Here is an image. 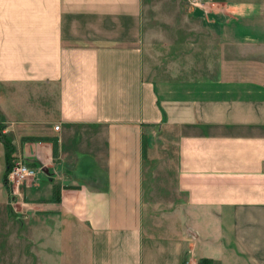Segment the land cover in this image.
Segmentation results:
<instances>
[{"label":"crops","instance_id":"0c3cea01","mask_svg":"<svg viewBox=\"0 0 264 264\" xmlns=\"http://www.w3.org/2000/svg\"><path fill=\"white\" fill-rule=\"evenodd\" d=\"M196 1L177 25L154 0H0V264L19 214L21 264L67 242L69 264H264V0ZM4 137L36 169L13 197Z\"/></svg>","mask_w":264,"mask_h":264},{"label":"rangeland","instance_id":"374dc122","mask_svg":"<svg viewBox=\"0 0 264 264\" xmlns=\"http://www.w3.org/2000/svg\"><path fill=\"white\" fill-rule=\"evenodd\" d=\"M155 7L150 11V13H146V18H149L151 21H157L155 19H166L170 20L172 23H178L183 20V18H191L189 12L190 10L187 8V0H154ZM193 15V14H192ZM194 16V15H193ZM195 18V17H194ZM169 23V22H168ZM173 25H170L169 28L172 29ZM177 27V26H175ZM145 148L147 147V142H145ZM148 156L145 155V166L147 172V179L149 187L153 190V195L155 198H163L168 195V192L164 191L166 188L165 185H170L172 178V164L171 162L174 159V148L173 146L165 145V141L159 139L157 136H154L150 145H149ZM8 186L9 192L11 196L16 193L14 186ZM168 197V196H167ZM23 215V214H22ZM17 221L15 225L13 224V230L9 235V249L3 248V253H5L3 257L2 264H8V257L12 254L15 258V264H21V257L24 254L25 250L28 249V238L29 236H33L35 238L38 237L39 233L28 234L25 233L26 229L23 226V221H27L28 219L25 217H21V215H17ZM21 221V222H20ZM34 245V242H33ZM65 249H63L62 259L64 263L69 264L70 262H75L77 250H75V245L71 242H67L64 245ZM2 251V250H1ZM81 250H78V253ZM25 254H30V250L25 252ZM74 256V257H73ZM31 259V257H30Z\"/></svg>","mask_w":264,"mask_h":264},{"label":"built area","instance_id":"2783aa9c","mask_svg":"<svg viewBox=\"0 0 264 264\" xmlns=\"http://www.w3.org/2000/svg\"><path fill=\"white\" fill-rule=\"evenodd\" d=\"M192 4H196V0H189ZM55 128L58 127L57 124L54 125ZM36 174V169L33 166L28 165L20 158H15L11 160L10 167L5 174V183L10 186L20 183L26 178L34 177ZM184 264H200L198 260L189 261L185 260Z\"/></svg>","mask_w":264,"mask_h":264},{"label":"trees","instance_id":"16d2710c","mask_svg":"<svg viewBox=\"0 0 264 264\" xmlns=\"http://www.w3.org/2000/svg\"><path fill=\"white\" fill-rule=\"evenodd\" d=\"M3 144H4V147H5V165H4V170H3V174H2V180L5 183V174L8 171V169L10 167V164H11V154L9 153L8 140H6L5 137L3 139ZM55 148H56V142H55V140H53L52 141L53 153L55 152ZM58 189H59V186L57 184L52 186V198H53V200H58V198H59ZM206 260L207 259L204 258V257L203 258H198V261H199L200 264H205Z\"/></svg>","mask_w":264,"mask_h":264}]
</instances>
